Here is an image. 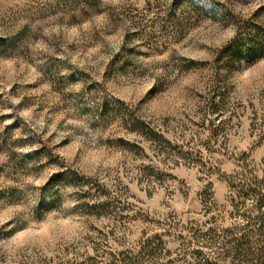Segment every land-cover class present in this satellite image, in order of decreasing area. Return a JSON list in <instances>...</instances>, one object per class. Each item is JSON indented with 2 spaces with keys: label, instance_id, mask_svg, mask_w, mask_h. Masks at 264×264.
<instances>
[{
  "label": "rangeland",
  "instance_id": "1",
  "mask_svg": "<svg viewBox=\"0 0 264 264\" xmlns=\"http://www.w3.org/2000/svg\"><path fill=\"white\" fill-rule=\"evenodd\" d=\"M0 264H264V0H0Z\"/></svg>",
  "mask_w": 264,
  "mask_h": 264
}]
</instances>
